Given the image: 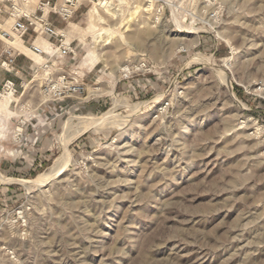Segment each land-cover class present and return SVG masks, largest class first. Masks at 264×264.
Returning a JSON list of instances; mask_svg holds the SVG:
<instances>
[{"label":"rangeland","instance_id":"obj_1","mask_svg":"<svg viewBox=\"0 0 264 264\" xmlns=\"http://www.w3.org/2000/svg\"><path fill=\"white\" fill-rule=\"evenodd\" d=\"M72 1L0 0V264H264V0Z\"/></svg>","mask_w":264,"mask_h":264},{"label":"built area","instance_id":"obj_2","mask_svg":"<svg viewBox=\"0 0 264 264\" xmlns=\"http://www.w3.org/2000/svg\"><path fill=\"white\" fill-rule=\"evenodd\" d=\"M23 1L27 2V0H23ZM66 3L67 4H73V1L72 0H66ZM51 4H52V0H47L46 2L44 0H40V10L42 11L43 14H42V16H38L37 14H35L34 19L31 17L32 14H27V12H24V10H22V12H17L15 4L13 7V9L16 12L14 14V16H18V19L16 20V23L13 26L14 31L17 34H19L23 40V38L30 33L32 27H34L33 30L38 35H39L38 29L41 28L42 32H43V36H46V38H47L46 40L48 41V43L50 45L49 52L54 51L53 50L55 47V45L53 44L54 40H60L59 38L63 37L62 34H60V32L58 31L57 27L49 19ZM62 10L65 12L71 11L68 7L63 8ZM23 20H27L28 22H25ZM60 43H61V47L60 48L58 47L57 51H59L60 49H63V50H61L62 53L66 54L68 49L65 48V46H67V45L70 46V44H65V42L62 39L60 40ZM32 49H34L35 51H38L39 54L49 53V52H46L40 48L35 47V42L33 44ZM12 51H13V49H12ZM3 57H4V60H2V67L4 68V70L8 73L17 72L15 70V62L17 59L16 56H14V54L12 52H10L9 50H6ZM5 86L7 87V89H11L15 86V81L14 80H7V83Z\"/></svg>","mask_w":264,"mask_h":264},{"label":"bare ground","instance_id":"obj_3","mask_svg":"<svg viewBox=\"0 0 264 264\" xmlns=\"http://www.w3.org/2000/svg\"><path fill=\"white\" fill-rule=\"evenodd\" d=\"M33 2H36L37 4L40 2V0H28L26 3V7H28L27 10H25L24 12H27V14H30L33 12V8H32V3ZM40 4V3H39ZM99 6H102L101 4L99 3H96L95 6L89 11V20L90 22L92 23L93 26H97V25H101L104 21L103 17L101 16V13H100V10H99ZM151 4L148 6V9L151 8ZM16 10L17 12H22L23 9H21L20 7H16ZM111 10V9H110ZM113 15H116L113 13ZM39 31V34L40 36L43 35V32H42V29L39 28L38 29ZM62 33L64 34V31H62ZM14 35L18 36L17 38V42L18 43H21L22 44V41H21V37L19 34L17 33H13ZM14 38V37H13ZM8 40V39H7ZM12 43H14L13 41H11ZM68 44V42H67ZM11 47V46H10ZM35 47L37 48H40L44 51L49 52V49H50V45L48 43V41L46 40L45 43L43 45L39 44V45H35ZM13 50L14 48L11 47ZM32 52L36 55V56H41L38 51H35L34 49H31ZM42 57V56H41ZM204 58V57H203ZM206 58V57H205ZM207 59V58H206ZM208 61V60H207ZM211 62V61H209ZM123 69V68H122ZM7 94H14V92L12 91L11 93H7ZM6 94V95H7ZM2 98H3V95H2ZM9 99V98H8ZM8 99H6V101L1 105L2 107H6L8 104H9V101ZM17 100V99H16ZM107 121V120H105ZM98 126V125H97ZM89 129V127H88ZM83 130V129H82ZM85 130V129H84ZM61 165V166H60ZM60 165H57L56 167H53V169L51 171H49L48 173H43L41 175H39L35 180H33L32 182L34 183H37V184H44V183H49L50 181L56 179L58 176H60L64 171V168L66 167V164H60ZM0 179L3 181V182H13L14 180L12 179H9V178H4L2 176H0ZM26 183V182H24Z\"/></svg>","mask_w":264,"mask_h":264},{"label":"crops","instance_id":"obj_4","mask_svg":"<svg viewBox=\"0 0 264 264\" xmlns=\"http://www.w3.org/2000/svg\"><path fill=\"white\" fill-rule=\"evenodd\" d=\"M40 38H41V36L36 40V42H35V45H39V44H41V45H43L44 43H41V41H40ZM7 41H9V40H7ZM21 41H22V46L23 47H25V49L26 50H23L22 48H20V49H14L15 51H18L19 53H23V54H25V55H27V56H30V54H28V53H26V52H30V53H32V54H34L33 52H32V50H31V48H29V47H27V46H25L24 44H23V40L21 39ZM35 55V54H34ZM36 56V55H35ZM31 57L33 58V56L31 55ZM42 59H43V57H41ZM34 59V58H33ZM34 60H36V59H34ZM17 61H18V58H17V60H16V62H15V66H17ZM37 61V60H36ZM38 62V61H37ZM20 72V71H19ZM14 74V72L12 73V75ZM4 75H8V76H10L11 74H9V73H5L4 72Z\"/></svg>","mask_w":264,"mask_h":264}]
</instances>
